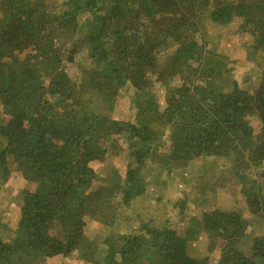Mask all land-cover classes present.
Returning a JSON list of instances; mask_svg holds the SVG:
<instances>
[{
    "label": "trees",
    "instance_id": "16d2710c",
    "mask_svg": "<svg viewBox=\"0 0 264 264\" xmlns=\"http://www.w3.org/2000/svg\"><path fill=\"white\" fill-rule=\"evenodd\" d=\"M235 19L264 50V0H0V188L12 172L25 184L16 228L0 220V264L73 252L88 264H206L188 247L213 232L217 264H264V233L245 242L251 223L235 208L175 228L149 220L102 243L85 234L102 201L120 193L129 204L146 191V167L172 173L205 156L229 163L249 213L264 220V77L242 88L236 60L205 40L206 23ZM127 88L135 115L119 120ZM120 139L126 175L99 181L91 163L120 152ZM179 198L183 213L188 196Z\"/></svg>",
    "mask_w": 264,
    "mask_h": 264
},
{
    "label": "rangeland",
    "instance_id": "374dc122",
    "mask_svg": "<svg viewBox=\"0 0 264 264\" xmlns=\"http://www.w3.org/2000/svg\"><path fill=\"white\" fill-rule=\"evenodd\" d=\"M208 38L205 40L214 44L213 47L227 53L231 59L236 60L233 66V77L242 88L254 91L264 77V50L255 49L252 46L253 36L250 32L240 30V20L235 19L228 26H214L206 23ZM82 57H78V61ZM79 62L68 64L69 74L74 79L79 77ZM157 96L160 106L165 107L166 93L164 87L157 84ZM133 91L124 89L117 99L112 116L119 120H133L135 106L132 98ZM253 123L257 121L253 117ZM258 128V127H256ZM167 142V140H166ZM123 149L117 154L110 152L103 160L93 161L91 164L97 173L98 180L125 177L130 155L127 143L120 139ZM229 163L220 156H205L188 163L184 168L168 173L155 165L146 167L144 170L149 183L146 191L130 199L129 204L124 203L122 194L117 193L106 204L102 201L103 208L98 216L88 215L85 217V234L88 239L101 241L108 236L127 234L134 232L143 226L144 222L167 221L172 227H182L186 220L195 215L202 217L205 212L214 209L230 210L231 208L242 211L250 221L247 236L244 241L249 242L254 235L264 233V220L254 218L249 213L245 197L241 192L240 184L232 185ZM223 169V170H222ZM264 169V166H262ZM97 180V181H98ZM0 188V220L2 226L8 225L15 229L23 202L22 191L24 181L15 173H11L8 181ZM98 186V183H97ZM188 196V208L183 213L178 212L179 196ZM5 229V228H4ZM8 233V232H7ZM5 236V232L2 234ZM219 240L215 232L203 233L199 240L191 243L188 253L206 264H217L220 258ZM44 264H88L80 258L79 252L69 255H56L46 258Z\"/></svg>",
    "mask_w": 264,
    "mask_h": 264
}]
</instances>
